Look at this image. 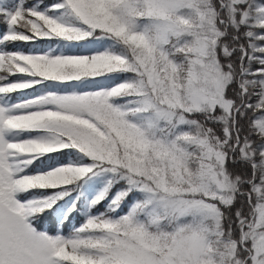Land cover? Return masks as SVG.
I'll return each mask as SVG.
<instances>
[{
    "label": "snow or ice",
    "instance_id": "6c2138e0",
    "mask_svg": "<svg viewBox=\"0 0 264 264\" xmlns=\"http://www.w3.org/2000/svg\"><path fill=\"white\" fill-rule=\"evenodd\" d=\"M0 25V264H264V0H0Z\"/></svg>",
    "mask_w": 264,
    "mask_h": 264
},
{
    "label": "trees",
    "instance_id": "16d2710c",
    "mask_svg": "<svg viewBox=\"0 0 264 264\" xmlns=\"http://www.w3.org/2000/svg\"><path fill=\"white\" fill-rule=\"evenodd\" d=\"M0 31H3V25H0ZM43 45L42 44H38L37 47H42ZM17 48L21 49V50H24V51H29L31 48H32V45L30 43H24V42H17V45H16ZM24 92H26L29 96L31 95V90H23ZM14 98H20L21 96V93H14L12 94ZM76 223V221H72L70 223L67 224V226L65 227V233H67L68 231H70L71 227H72V224ZM49 225H48V222L45 221L44 222V227L47 228Z\"/></svg>",
    "mask_w": 264,
    "mask_h": 264
}]
</instances>
